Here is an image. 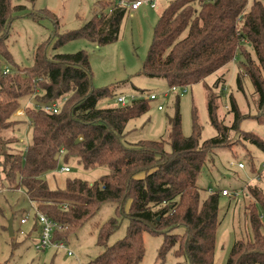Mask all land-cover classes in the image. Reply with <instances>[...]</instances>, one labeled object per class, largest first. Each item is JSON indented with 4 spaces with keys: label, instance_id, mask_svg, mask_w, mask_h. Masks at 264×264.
I'll use <instances>...</instances> for the list:
<instances>
[{
    "label": "trees",
    "instance_id": "trees-1",
    "mask_svg": "<svg viewBox=\"0 0 264 264\" xmlns=\"http://www.w3.org/2000/svg\"><path fill=\"white\" fill-rule=\"evenodd\" d=\"M24 1L35 4L37 0ZM121 1L138 0H99L84 26L59 33V21L49 10L26 13V5L0 0V193H23L34 210L31 233L39 231L37 214L45 215L55 223L54 241L66 245L104 204H115L118 217L99 229L97 245L103 250L86 264H141L146 253L145 233L163 237L158 252L162 263L174 251L189 264H215L224 189H210L203 197L198 181L220 150L234 148L230 134L236 132L253 176L242 190L252 201L245 213L249 232L245 239L235 241L227 264H264V169L256 167L248 149L250 144L264 154V139L254 132L242 133L245 117L234 98L230 100L233 121L229 126L220 120L219 96L211 90L208 118L216 135L209 139L203 138L196 107L192 134L184 136L178 98L175 114L169 118L168 141L127 145L128 124L147 114L152 101L100 107L102 101L124 93L118 94L113 86L93 87L88 53L51 54L77 40L99 47L116 42L128 14ZM23 15L33 20L50 19L55 25L52 37L34 49L33 65L26 68L15 62L7 44L13 22ZM247 44L258 64L249 60L246 75L257 107L264 111L262 0H170L155 25L139 75L162 79L170 88L189 89L232 63ZM6 70L10 72L5 74ZM237 85L243 89L241 76ZM24 100L32 106L23 109L25 121L16 120ZM60 100L58 113L43 109ZM25 123L32 131L31 143L24 153L15 152L18 140L11 134ZM7 132L11 133L8 137ZM232 155L238 158L235 151ZM71 162L85 170L106 167L109 173L93 183L67 178L63 188H51L48 175ZM122 217L129 220L127 234L109 245ZM180 228L182 233L177 232Z\"/></svg>",
    "mask_w": 264,
    "mask_h": 264
},
{
    "label": "rangeland",
    "instance_id": "rangeland-1",
    "mask_svg": "<svg viewBox=\"0 0 264 264\" xmlns=\"http://www.w3.org/2000/svg\"><path fill=\"white\" fill-rule=\"evenodd\" d=\"M98 1L37 0L35 4H29L24 0H13V3L26 5V13L40 12L43 9L49 10L59 21V33H64L80 29L90 21ZM262 1L264 2V0ZM169 2L157 0L158 8L155 10H150L149 5L143 6L138 12L128 10L122 24L120 37L112 44L99 47L86 40H77L52 51L51 54H75L79 51H86L90 56L93 87L96 89L113 86L117 87L118 94H130L136 89L146 90L157 95L158 100L150 102V111L128 124V134L125 139L127 145L136 144L140 141H168L169 118L175 114L178 98L180 99L184 136L190 137L192 134L194 107L197 109L199 122L203 126V138L209 139L215 136L216 132L209 123L207 108L212 89L216 96H219L220 120H223L226 125H232L233 115L230 113L232 97L245 117L240 125L242 133L254 132L264 139V111L258 109L254 90L246 75L250 67L249 60L258 64L256 54L249 44L239 51L232 63L206 79L205 82L189 88L188 92L183 95L181 92L173 93L166 81L162 79H152L139 75L152 43L155 25L162 10ZM145 11L148 12V17L144 15ZM54 29L55 25L50 19L33 20L24 15L16 19L12 24L7 41L15 62L24 68L32 66L34 49L50 39ZM238 76H241L242 79V90L237 85ZM108 104L116 106L118 104L116 97L102 101L100 107H106ZM159 105L163 107V110H158ZM26 106L32 105L24 100L22 109L15 116L16 120H26L23 111ZM10 134L7 132L6 136H10ZM11 135H14L18 140L14 145V151L24 153L32 139L30 127L25 123L20 131ZM238 138L239 135L236 132L230 134V139L234 143V148L231 149L235 151L238 158H234L230 148L220 150L214 157V163H210L204 168L198 181L203 197L210 194V189L216 191L227 189L232 193L230 197L221 196L220 198V226L217 232L215 264H227L235 241L245 239L249 232L245 213L252 198L245 193V190H242V187L253 176L244 159L246 151L241 149ZM166 148L168 151L170 150L169 146ZM248 149L253 153L256 167L259 170L264 169V154L250 144ZM233 162H243L246 164V168L234 167L232 166ZM65 166L70 168V172L60 173L57 171L48 175L47 180L51 188H63L67 178H77L93 183L109 173L106 167L85 170L76 162H71L62 167ZM25 210L30 214L32 220L27 225H21L22 213ZM14 215H16L13 223L15 234L10 237L8 221L12 217L14 218ZM33 217L32 205L23 193L12 195L0 193V264H86L96 258L103 250L97 245L100 227L111 218L118 216L115 204H104L96 216L72 237L68 251H71L73 256H69L67 250L36 251L35 245L38 241L39 232L31 233L34 224ZM118 219L120 228L111 236L109 245L123 239L127 234L129 220L126 217ZM177 232L182 233L183 228L178 229ZM29 233L31 235L27 238ZM162 243V236L145 233L146 253L141 264H189L185 257H177L174 251L168 253L162 263L158 259V252ZM13 246L15 247L13 248Z\"/></svg>",
    "mask_w": 264,
    "mask_h": 264
},
{
    "label": "built area",
    "instance_id": "built-area-1",
    "mask_svg": "<svg viewBox=\"0 0 264 264\" xmlns=\"http://www.w3.org/2000/svg\"><path fill=\"white\" fill-rule=\"evenodd\" d=\"M167 1H170V0H167ZM120 5L128 7V10H131V11H137L145 5H149V7H151L152 9H155L158 7L157 0H138L133 3H127L125 1H121ZM9 72H10L9 70H6L5 74H8ZM171 91L173 93L181 92V95H183L184 93L188 92V89H181V88L173 87L171 88ZM137 100L157 101L158 97L156 94L150 93V92H132L130 94H122L118 96L116 99V102L121 106H125ZM62 102L61 103L58 102L50 106H44L43 109L47 113L56 114L59 112ZM158 110L160 111L163 110V107L159 105ZM232 166L238 167L239 169H245V164L243 162H239V163L233 162ZM263 168H264V164H263ZM59 172L68 173L70 172V168L63 167ZM221 195L224 197H230L232 193L228 191L227 189H224L221 191ZM36 217H37V222L39 225V231H38L39 236H38V241L35 245L36 251L45 252L49 249L56 250V251L58 250L68 251V245H66L63 242L54 241L53 232L55 229V223L50 218L42 214H37ZM29 221H30V214H28L26 217H23L20 221V224L27 225ZM68 255L73 256V253L71 251H68Z\"/></svg>",
    "mask_w": 264,
    "mask_h": 264
},
{
    "label": "water",
    "instance_id": "water-1",
    "mask_svg": "<svg viewBox=\"0 0 264 264\" xmlns=\"http://www.w3.org/2000/svg\"><path fill=\"white\" fill-rule=\"evenodd\" d=\"M13 223H14V218L12 217L9 221H8V232L10 237L14 236V229H13Z\"/></svg>",
    "mask_w": 264,
    "mask_h": 264
},
{
    "label": "crops",
    "instance_id": "crops-1",
    "mask_svg": "<svg viewBox=\"0 0 264 264\" xmlns=\"http://www.w3.org/2000/svg\"><path fill=\"white\" fill-rule=\"evenodd\" d=\"M142 8V7H141ZM141 8L139 9V10H137V11H133V12H138V11H140L141 10ZM150 8V10H155V9H157V8H155V9H152L151 7H149ZM144 15L146 16V17H148V12H144Z\"/></svg>",
    "mask_w": 264,
    "mask_h": 264
}]
</instances>
